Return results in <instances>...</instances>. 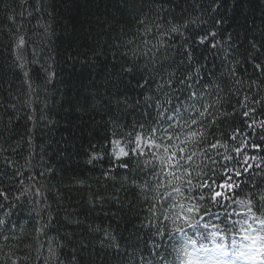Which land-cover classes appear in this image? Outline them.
<instances>
[{
  "label": "snow or ice",
  "instance_id": "obj_1",
  "mask_svg": "<svg viewBox=\"0 0 264 264\" xmlns=\"http://www.w3.org/2000/svg\"><path fill=\"white\" fill-rule=\"evenodd\" d=\"M67 3L61 0L62 6ZM72 3L80 9V3ZM114 8L130 14L133 26L126 28L110 13L104 23L116 35L84 45L92 33L84 27L92 13L85 11L79 27L64 26L70 46L60 53L54 41L55 0H0V264H81L89 247L85 241L101 233V264L107 249L119 252L111 232L86 224L78 208L65 206L59 189L53 195L36 179L55 174L51 167L36 171L34 149L40 122L54 123L46 115L53 82L77 65L98 68L101 57L106 72L90 94L93 102L87 109L75 108L87 111L89 119L70 133L60 151L69 162L83 157L105 192L117 185L134 189L148 204L149 219L160 225L161 234L152 235V223L141 226L147 229L148 255L132 252L136 264L167 261L172 241L163 225L168 216L162 208L153 212L147 199L162 178L185 199L190 195L188 212L195 215L202 209L207 213V206L220 207L221 199L226 201L218 217L222 221L235 214L229 206L247 204L256 215L264 211V0H115ZM237 178L242 183H235ZM75 185L89 186L84 179ZM217 189L231 191L225 195ZM103 199L87 203L95 207ZM170 199L163 194L160 205ZM18 209L25 216L17 223L12 217ZM191 220L181 205L175 222L189 229ZM253 221L259 233L241 229L247 243L235 259L242 264H264V218ZM188 243L181 264H225L222 246L211 250L219 252L216 257L195 240ZM87 264H95L91 253Z\"/></svg>",
  "mask_w": 264,
  "mask_h": 264
},
{
  "label": "trees",
  "instance_id": "obj_2",
  "mask_svg": "<svg viewBox=\"0 0 264 264\" xmlns=\"http://www.w3.org/2000/svg\"><path fill=\"white\" fill-rule=\"evenodd\" d=\"M4 2L11 3V0H4ZM55 2L58 14L55 22L57 35L54 37V41L56 51L60 53H63L70 46L68 36L64 32V26L66 24L69 25V29H71L72 25L79 27L80 22L85 19V11L92 13L90 24L84 26L85 28L90 26L92 33L86 40L82 41L84 45H92L101 36L110 40V37L116 35L115 31L108 32V25L104 23L106 18L110 20V13H115L120 24L126 28L133 26V17L130 14L126 11H116L114 8L115 0H93V2L87 4L85 0H76V2L81 4L79 10L73 9L72 0H68V3L63 6L61 0H55ZM97 18L99 22H97ZM81 51L87 52L89 56L91 55L87 47H82ZM104 51L108 52V49L105 47ZM110 59L109 56V61ZM97 63L100 66L96 69L81 68L79 65H77L76 69H66L65 74L53 82L48 95L49 107L46 109V115L54 123L45 127V122H40L41 126L36 129L34 149L36 163L39 165L36 171L41 172L44 167H51L55 169V174L37 176L36 179L51 188L53 195L59 189L63 194L65 206L70 204L72 208H78L80 216L86 220V224H99L103 229L115 236L119 244V252L114 249H107V258L104 260V264H121L122 256L125 264H136V260L130 258L132 252L138 254L140 250H143L145 257L148 255L145 248V243L148 242L147 229L141 226L145 225L147 227V224L152 223V235L159 236L161 234L160 225L156 224L155 220L150 221L149 219L148 204L144 203L143 197H139L134 189H120L119 185H117L115 189L108 188L105 192L102 188L103 182L98 185L94 180V177L98 174L91 173L84 166L83 157H75L72 162H69L62 159L63 154L60 151L67 147L65 141L69 138L70 133L82 122L89 119L87 111L80 112L76 111L75 108L76 106H81L84 109L89 108L93 102L90 94L95 88L100 87L104 80L106 61L101 57L97 60ZM96 118L99 119V116ZM18 123L22 125L24 122L20 121ZM28 127H31V125L29 124ZM20 132L23 133L22 127ZM13 143H15V140H13ZM249 154H255L254 150L250 149ZM240 167L239 165L237 166V168ZM242 176L246 177L247 174L242 173ZM79 179L86 180V184L89 186H76L75 181ZM179 183L180 181L178 180L171 181L172 185H179ZM235 183H242V180L237 178ZM217 190L225 195L231 191L229 189ZM163 194L171 195L172 199L167 201V205L161 206L160 201L163 199ZM232 195H235V193L233 192ZM100 197L104 198L103 203L98 202L95 207H89L87 203L89 199L99 200ZM147 199L153 205L151 209L153 212L160 211L162 208L161 214L168 216V223L163 225V230L168 232V238L172 243L169 245L166 264L175 263L182 240L186 237L191 236L208 242H212L215 239L222 241L232 240L234 237H239L240 231L245 225H253L259 232L260 225L253 221V217L256 220L264 218V211L260 215H256L245 204L243 207L239 205L234 208L229 206L227 211L235 214L229 216V220L222 221L218 217H223V205L226 202L223 199H221L220 207L207 206V213L203 209L197 215L189 213L188 199H191L190 195L188 199H185L183 192L174 190L169 185V182L163 178L160 183L153 184ZM193 203L195 202L193 201ZM181 205L183 206L184 214L191 215V223L194 227L187 229L183 221L175 222L176 216L180 213ZM200 207H205V205L201 204ZM173 209H175V212H173ZM242 212L244 214H239ZM24 216L25 213L18 209L17 214L12 219L18 223ZM204 224H208L209 227H203ZM212 224H215L216 227H211ZM176 227L186 228V232L175 231ZM213 233L217 235L213 237ZM103 240L104 236L102 233L89 236V239L85 241L89 244V247L84 251L81 264H87L90 253L95 259V264H101L103 252L100 242ZM164 243L168 245L169 241L166 239ZM137 244H139V248L135 247ZM125 252L129 256H125ZM148 264H152V262L149 261Z\"/></svg>",
  "mask_w": 264,
  "mask_h": 264
},
{
  "label": "rangeland",
  "instance_id": "obj_3",
  "mask_svg": "<svg viewBox=\"0 0 264 264\" xmlns=\"http://www.w3.org/2000/svg\"><path fill=\"white\" fill-rule=\"evenodd\" d=\"M242 229L251 230V229H255V228L252 227V225H248V226H245ZM244 235H245V233L241 231V233L239 234V236H241V237H239L235 241V243H233L232 245H227V244L201 245V244L196 242V246L197 247H201L202 246L203 248L210 250V254L211 255L216 256V257H220V254H219L218 251H211V250L215 249L216 245H220V246H222L224 252L226 253L225 256L220 257V258H222L224 260L225 264H242V261L235 259V254L240 250V247H241L242 244H246L247 243V241H245L243 239ZM190 240H192V239H188L187 241L184 242V246H183V248L180 251L178 264H181V261H186L187 258L184 255V253H185L186 246L189 247V249H190V245L188 243ZM199 255L201 256V258H204L203 252L199 253Z\"/></svg>",
  "mask_w": 264,
  "mask_h": 264
}]
</instances>
